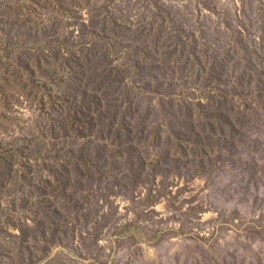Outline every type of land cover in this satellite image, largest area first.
Here are the masks:
<instances>
[{
  "label": "rangeland",
  "instance_id": "rangeland-1",
  "mask_svg": "<svg viewBox=\"0 0 264 264\" xmlns=\"http://www.w3.org/2000/svg\"><path fill=\"white\" fill-rule=\"evenodd\" d=\"M0 264H264V0H0Z\"/></svg>",
  "mask_w": 264,
  "mask_h": 264
}]
</instances>
